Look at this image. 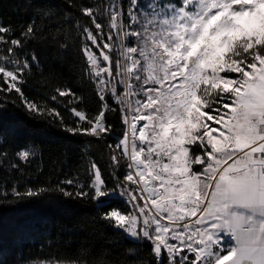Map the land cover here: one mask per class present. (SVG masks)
Here are the masks:
<instances>
[{
  "label": "snow or ice",
  "instance_id": "6c2138e0",
  "mask_svg": "<svg viewBox=\"0 0 264 264\" xmlns=\"http://www.w3.org/2000/svg\"><path fill=\"white\" fill-rule=\"evenodd\" d=\"M80 11L94 26L77 22L86 76L101 104L95 116L71 109L87 127L68 125L56 109L24 96L17 82L31 64L17 49L36 28L29 24L12 38L0 25V74L27 110L101 140L111 132L106 111H116L110 100L121 112L123 138L109 145L113 185L89 160L86 183L66 178L56 190L101 204L119 196L128 211L112 207L101 219L119 238L149 242L147 264H264V0H129L126 14L108 0ZM15 155L27 163L34 153ZM122 158L129 162L121 177ZM45 191L13 187L11 194L24 199ZM226 237L234 243L224 246ZM128 253L138 257L133 264H144L138 248Z\"/></svg>",
  "mask_w": 264,
  "mask_h": 264
},
{
  "label": "trees",
  "instance_id": "16d2710c",
  "mask_svg": "<svg viewBox=\"0 0 264 264\" xmlns=\"http://www.w3.org/2000/svg\"><path fill=\"white\" fill-rule=\"evenodd\" d=\"M106 3L108 0H0V25L12 29V38H20L29 24L36 28L34 38L23 49H17L20 60L27 57L31 64L23 73L24 82L18 81L17 85L38 106L59 111L68 125L79 122L87 127L86 121L73 116V108L86 116H95L101 110L94 86L86 76L77 22L94 28L80 8ZM102 22L107 24L106 20ZM92 50L98 55L95 48ZM33 54L36 61L31 60ZM7 88L0 75V89H5L0 91V191L7 189L8 193L0 196V264H55L73 259H85L87 264H133L138 257H132L129 248H138L144 264L153 260L149 242L119 238L101 219L112 207L128 211L119 196L106 198L101 204L87 197H66L56 190L66 178L86 183L89 160L98 165L109 186L113 185L109 145L115 146L125 132L116 102H109L116 111H106L111 132L104 133L101 140L73 134L59 119L30 112L15 89L9 92ZM57 89H69L75 96H59ZM53 95H57V101L51 100ZM25 148L34 153L27 163L15 155ZM127 163L122 158L118 172L121 177ZM14 164L19 165L18 170L12 167ZM61 186L75 191L74 186ZM13 187L21 193L28 188L48 191L18 199L11 194Z\"/></svg>",
  "mask_w": 264,
  "mask_h": 264
},
{
  "label": "built area",
  "instance_id": "2783aa9c",
  "mask_svg": "<svg viewBox=\"0 0 264 264\" xmlns=\"http://www.w3.org/2000/svg\"><path fill=\"white\" fill-rule=\"evenodd\" d=\"M124 1H125V6L123 5ZM116 2L122 6V8L124 9L125 14H126L127 9L129 7V0H116ZM125 22H127V20H125ZM229 242H232L231 238L230 237H226L225 240H224V246L227 243H229Z\"/></svg>",
  "mask_w": 264,
  "mask_h": 264
},
{
  "label": "rangeland",
  "instance_id": "374dc122",
  "mask_svg": "<svg viewBox=\"0 0 264 264\" xmlns=\"http://www.w3.org/2000/svg\"><path fill=\"white\" fill-rule=\"evenodd\" d=\"M141 2H143V0H141ZM88 43H89V45L91 46V41H88ZM93 48H95V47H93ZM97 50V49H96ZM105 51H107V50H105ZM97 52H98V55H99V51L97 50ZM86 58V57H85ZM0 75H2V74H0ZM122 90V89H121ZM72 114H73V116H75L74 115V113L72 112ZM76 117V116H75ZM76 118H78V117H76ZM79 119V118H78ZM144 123V121H141L140 122V124L142 125ZM139 126V125H138ZM129 162V161H128ZM129 238H131V237H129ZM132 239V238H131Z\"/></svg>",
  "mask_w": 264,
  "mask_h": 264
},
{
  "label": "crops",
  "instance_id": "0c3cea01",
  "mask_svg": "<svg viewBox=\"0 0 264 264\" xmlns=\"http://www.w3.org/2000/svg\"><path fill=\"white\" fill-rule=\"evenodd\" d=\"M234 242L232 241V242H229V243H227L225 246H227V245H231V244H233Z\"/></svg>",
  "mask_w": 264,
  "mask_h": 264
}]
</instances>
